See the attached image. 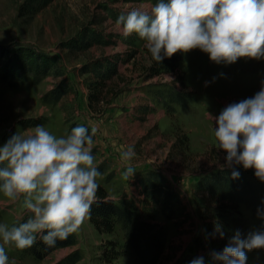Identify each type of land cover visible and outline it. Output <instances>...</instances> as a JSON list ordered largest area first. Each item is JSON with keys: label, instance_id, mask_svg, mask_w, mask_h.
I'll return each mask as SVG.
<instances>
[{"label": "rangeland", "instance_id": "374dc122", "mask_svg": "<svg viewBox=\"0 0 264 264\" xmlns=\"http://www.w3.org/2000/svg\"><path fill=\"white\" fill-rule=\"evenodd\" d=\"M141 2L0 0V46H29L54 58L52 68L37 83L10 86L0 81V143L15 132L33 131L37 124L56 135L65 134L73 123L86 124L89 129L96 127L93 153L101 173L97 181L111 197L117 200L124 196L142 207L137 176L153 171L180 194L186 214L165 218L159 205L146 214L163 231L160 264H173L191 254L210 260L211 250L222 249V236L215 231L217 224L224 233L231 234L237 228L242 233L264 229V219L258 214L264 210V181L253 174L252 168L235 165L249 172L255 194L247 200L242 198L236 211L223 210L225 216L211 215L215 209H222L210 192L197 186L202 174L221 167L225 156V150L216 147L206 111L218 114L227 104L258 91L264 80V58L239 57L229 64H217L198 48L181 52L177 73L184 75L193 100L186 109L168 99L160 103L153 92H165L174 74L145 79L143 69L149 57L143 41L135 33L124 37L115 25L121 10ZM92 35L101 42L92 40ZM82 39L90 46H85ZM101 56L116 58L114 75L122 79L117 87L122 90L99 114L87 106V81L95 75L81 68ZM57 86L62 90L58 99L53 95L44 98ZM129 144L134 145L135 156L131 161L133 171L126 174L128 168L121 151ZM27 214L22 197L10 201L0 193V222L12 225ZM74 234V245L57 248L40 259L18 250L14 243L5 248L11 264H52L74 250L79 252L81 264H142L118 226L110 234L98 233L87 217ZM109 240L116 243V257L106 248ZM247 257L250 264H264V248L248 250Z\"/></svg>", "mask_w": 264, "mask_h": 264}, {"label": "clouds", "instance_id": "9594fccd", "mask_svg": "<svg viewBox=\"0 0 264 264\" xmlns=\"http://www.w3.org/2000/svg\"><path fill=\"white\" fill-rule=\"evenodd\" d=\"M115 25L124 37L135 33L141 38L157 62L193 48L217 64L264 58V0H142L121 10ZM206 116L216 147L225 150L221 167L231 168L232 178L240 176L235 165L252 168L264 181V80L253 95L227 104L218 114L206 111ZM33 128L0 143V193L10 201L22 197L28 213L12 225L0 222V264H11L6 244L23 249L39 239L51 247L79 231L97 199V128L78 123L60 135L43 124ZM134 156V145L121 151L126 174L133 171ZM258 214L264 219V210ZM215 231L224 235L219 224ZM254 248H264V229L242 233L237 228L221 250H211L209 264H246L247 251ZM188 264H205V257Z\"/></svg>", "mask_w": 264, "mask_h": 264}, {"label": "trees", "instance_id": "16d2710c", "mask_svg": "<svg viewBox=\"0 0 264 264\" xmlns=\"http://www.w3.org/2000/svg\"><path fill=\"white\" fill-rule=\"evenodd\" d=\"M92 40L98 44L101 42V39L96 35H92ZM81 42L87 47L90 46V42L85 39H82ZM145 51L149 57V64L143 69L142 76L145 79L164 74H174L168 89L165 92L156 89L153 92L154 98L160 103H164V99H168L173 104L186 109L189 102L193 100L194 94L187 89L184 75L177 73V66L182 60L181 52L178 50L170 57H165L162 61L157 62L151 59L147 49ZM115 60V57L101 56L82 65V72L95 75L93 80L87 81V106L93 112L102 113L106 105L122 90L117 89V87L120 88L122 79H118L114 75L117 74ZM53 61L52 55L47 52L34 50L29 46H0V81L10 86L20 85L27 81L37 83L52 68ZM61 93V86H57L50 90L44 98H47L48 95H53L54 99H58ZM75 124H71L70 128ZM178 140H180L179 137ZM234 167L238 168L237 166ZM238 169L240 171L238 178L231 177L232 169L228 167H219L213 172L202 174L203 178L199 180L197 186L210 192L214 200L217 201V206L220 207V210L222 209V212L215 209L211 215L218 216L220 214L225 216L227 214L223 210L236 211L238 208L237 204L242 198L246 197L247 200V198L255 194V187L254 189L252 188L253 182L249 172ZM136 185L139 192L143 195L144 201L140 202L142 207L130 202L124 196L117 200L114 199L99 184L97 199L91 205L88 220L98 233L110 234L118 226L122 231L124 241L133 248L142 264H160L163 255V231L159 223L147 219L146 214L153 210L154 205H159V211L162 216L173 218L178 213L186 214L185 207L182 204L178 190L158 172L153 171L138 175ZM231 235V233L225 232L219 246L223 248L229 242ZM75 243V234L71 233L68 238L58 240L51 247L45 246L43 241L38 239L31 247L16 248L25 254L40 259L57 248L72 246ZM105 245L112 256L116 257L118 254L115 249L116 243L109 240L105 242ZM197 256V254L184 256L178 258L173 264H188L191 259ZM79 261V252L74 250L52 264H81L78 263ZM209 261V259L205 258V264H209ZM246 264H250L248 259Z\"/></svg>", "mask_w": 264, "mask_h": 264}]
</instances>
